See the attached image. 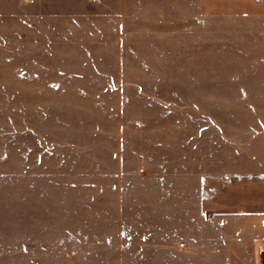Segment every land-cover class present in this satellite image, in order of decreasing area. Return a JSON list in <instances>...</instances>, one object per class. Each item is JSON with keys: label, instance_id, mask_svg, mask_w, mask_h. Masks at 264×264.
Returning a JSON list of instances; mask_svg holds the SVG:
<instances>
[{"label": "rangeland", "instance_id": "374dc122", "mask_svg": "<svg viewBox=\"0 0 264 264\" xmlns=\"http://www.w3.org/2000/svg\"><path fill=\"white\" fill-rule=\"evenodd\" d=\"M38 2L0 29V264H168L178 150L251 141L264 47L228 0ZM208 191L204 264H264V218Z\"/></svg>", "mask_w": 264, "mask_h": 264}, {"label": "crops", "instance_id": "0c3cea01", "mask_svg": "<svg viewBox=\"0 0 264 264\" xmlns=\"http://www.w3.org/2000/svg\"><path fill=\"white\" fill-rule=\"evenodd\" d=\"M228 2L232 11L244 15L228 19V26L243 28L244 38L248 35L264 47V0ZM38 5V0H0V29L12 17L36 19L37 13L30 10ZM256 11L260 17H245ZM1 31L0 40H5L6 34ZM260 72L264 74V69ZM263 99L254 105H264ZM255 122L256 125L251 122L244 128L241 138L249 136L251 141L243 142L242 150H178L177 186L173 194L178 195L176 201L184 209L185 224L179 229V244L173 245V249L170 245L168 264H204L201 224L205 190H210L211 200L221 204L222 209L232 208L233 203V207L243 211L246 208L248 218H264V117ZM157 259L159 263L160 258Z\"/></svg>", "mask_w": 264, "mask_h": 264}, {"label": "built area", "instance_id": "2783aa9c", "mask_svg": "<svg viewBox=\"0 0 264 264\" xmlns=\"http://www.w3.org/2000/svg\"><path fill=\"white\" fill-rule=\"evenodd\" d=\"M263 222H264V219H263Z\"/></svg>", "mask_w": 264, "mask_h": 264}]
</instances>
